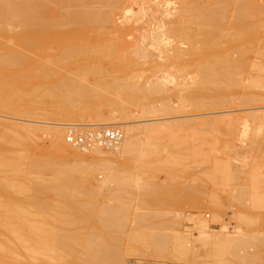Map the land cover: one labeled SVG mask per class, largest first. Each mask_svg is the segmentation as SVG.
I'll use <instances>...</instances> for the list:
<instances>
[{"label": "bare ground", "instance_id": "obj_1", "mask_svg": "<svg viewBox=\"0 0 264 264\" xmlns=\"http://www.w3.org/2000/svg\"><path fill=\"white\" fill-rule=\"evenodd\" d=\"M172 1H174V0H0V32H3L2 31L3 30L2 27L4 26L3 24H5L7 22L8 23L12 22L11 23L12 25H13V23L15 25L16 24L21 25L22 28H24V29L25 28L32 29L30 31L27 29H26L27 31L21 30L20 32L18 31L19 33H17L15 31L16 32L15 38L17 36L18 40L16 39V41H15L16 43H13V44H17V41L19 42L18 37L23 38V37H27L29 35L28 36L29 41L26 40V38L24 40H26V42H29V44H31L30 41L32 40V42H33L34 35H35V37H36V35H40V34L42 36V33H50V31H47L48 28H50L52 26L54 27V25H57V24H62V23L65 24L66 23L69 26L71 25V27H72V28L70 27L72 30L71 31L68 30L67 33L72 34V35L73 34H79L80 35L79 37H81V38H79L78 41H76L74 39L76 42L75 41L73 42L71 40L69 41V39H68V42H65V43H68V47L65 46L66 48L64 47L65 49L64 50L62 49V51H63L62 53L64 55L68 54V56L72 55V54H76V56H77V54H80L82 56L86 55L87 57L86 56L85 57L88 58L92 53H95V54L98 53V55H99V53L101 55L103 53H105L107 55V54H111L112 51H110L108 49V47H104L105 44L101 45L100 44L101 41L99 43L97 42L98 39L101 40L102 37H105L106 35L109 36V32L105 36L103 35V32H102V35H101V33H100V35L98 33H96V34H98V35L95 34L96 37L97 36L98 37L102 36V37H100V38L95 37L97 39V41L94 39L95 42L92 44L88 43L89 41L84 39L85 38L84 36L87 34V32H89V31L94 32L95 28H100V27H103V28L104 27H108V28L110 27L109 29L111 30V29L117 28L119 26V30H120V28L122 27L121 23L118 22V20H120V19L125 21L124 22L125 24L124 25L122 24L123 26L127 25L126 22H128V26L131 24H133V26L137 25V21H141L145 25L152 23V24H157L156 26L158 27V29L160 26L163 29L164 33L166 32L164 29H168V31H167L168 34H170V35L173 34V35L178 36V37L184 36L186 38V40L190 43V49L188 50V55L189 54L190 55H189V58L185 61V63H186L185 65L186 66L191 65L190 67L192 68V65H193L192 64L193 63L192 56L194 53V49L196 48V47L194 48V46H193V44L195 43L193 41L197 40V37H195V35L197 34V31H196V33L194 32L195 28L193 25L195 23L211 24V22L213 20V15L215 14V11H217V10H219V11L222 10L225 13L226 12L228 13V10H229L228 8H227L228 10L227 9L223 10V9L225 6L227 7L228 4L227 5H225V4L228 3L229 0L228 1L227 0H220L218 2L216 0H214L213 3L204 5L202 10H200L198 13H196V8L198 7L196 0H178V2H179L178 4H181L180 10L179 11L176 10L178 13L175 11V9H172V3H173ZM260 1L262 4L264 3L263 2L264 0L263 1L260 0ZM260 1H258V4H259L258 5L254 0H252V1L251 0H234L235 4L233 3L232 6L234 8V5H235V9H233L231 11H233V22L235 25L238 26V27L236 26V28H238V30L240 28H242L241 25H243V23H247V22L248 23L251 22L254 24L253 26H251V23L249 25L247 24L246 27H247V29L250 28L249 29L250 31H252L254 29H256V30L258 29L255 27V25H257V23H258L256 21L260 20V18H258V17L261 16L260 15L261 12L264 13V7H263L264 5L260 4L259 3ZM198 3H200V5H201V2H198ZM230 3L231 2H229V4ZM93 5H95V6L100 5L101 7H103V9H101L100 6H98L99 7L98 8V7H95ZM230 6L231 5H228V7H230ZM64 7L66 8L65 9L66 11H61L60 8L64 9ZM175 8L177 9V7H175ZM261 9H263V10H261ZM258 11L260 13H258ZM171 12H174V14H175L172 19H171L172 16L169 17L171 15ZM243 13L247 14V16L246 15L243 16V19L246 20V18H247V20H248V21L246 20L247 22L245 20L242 21ZM172 15H173V13H172ZM250 16L253 17L255 20L256 19H258V20L255 21L253 18H252L253 19L252 20ZM256 16H257V18H255ZM168 17H169V20L167 19ZM248 18H250L251 20ZM241 21H242V23H241ZM134 22H136V23L134 24ZM217 22L220 23L219 20ZM254 22H256V24ZM118 23L120 25H118ZM139 24H140V22H138V25ZM245 25L246 24H244V27H245ZM141 26L143 27L144 25H141ZM202 27H200V28H202ZM207 27H204L206 29L202 28V29H204V30H202V32L200 29L201 35L205 36L203 38V42L205 43V46L208 45V41H206L205 38L207 37V35H210V33H211V29L209 27L208 28ZM244 27L242 28V30H244V31L239 30L238 33H234V35L237 34V35H235L236 38H237V36L240 37V38L238 37L239 41L233 37L231 39H233V40L235 39L236 42L237 41L240 42L241 41L240 39H243L244 34H245V37H244L245 42L246 41L249 42V40L252 38L254 39L255 35L253 36V33L252 32L249 33L248 30L246 31V29H245L246 27L245 28ZM262 27H264V25ZM103 28H102V30H103ZM131 28H133V27L131 26ZM198 29L199 28H197L196 30H198ZM14 30H15V28H14ZM95 30L97 31V29H95ZM102 30L100 28V32ZM256 30H254V31L256 32ZM263 30H264V28H263ZM6 31L7 30L5 29L4 34ZM8 31H9V29H8ZM117 31L118 30H116V32H112L114 35L113 37L123 36L122 34H120V32H117ZM245 31L248 32L247 34H249V35H246ZM234 32H236V31L234 30ZM239 32H241V33H239ZM258 32L259 31H257V33ZM55 33H57V32H54V34ZM167 33H165V34H167ZM194 33H195V35H194L195 38L193 37L194 40L192 41V36ZM90 34L91 33H89V35ZM162 34H163V32H162ZM31 35H33V37H31L32 39L30 40L29 37ZM8 36H10V35H8ZM11 36H12V34H11ZM63 36H64V34H63ZM108 36H106L105 38H107ZM229 36H231V34H229ZM241 36H242V38H241ZM247 36H251V37L253 36V37L249 38L247 40V38H248ZM257 36H259V35L257 34ZM263 36H260V38L261 37L264 38ZM82 37H84V38L82 39ZM109 37L107 39H111ZM227 38H228V36H227ZM227 38L225 36V38L222 41L223 42L228 41L227 43H229L230 37L228 38V40H227ZM166 39H168V38L166 37ZM244 39L242 40V43L240 42L241 44L240 43L237 44L238 49L236 47L237 45H235V43H236L235 40L234 41L232 40L231 41L232 44L230 43L228 45L225 44V42L221 43V41H220V43L223 44V47H224V44L226 47L227 46L229 47V45H231L232 49H233V45H235L234 48L236 50L234 52L238 53V55L237 56H230L229 52H232L234 49L231 51H228L227 49H225L228 51V53H227L226 51H224L223 47L221 46L224 52L221 50L222 52L220 54H222V56L220 54H218V59H217V55L214 52H216V53H217V51L220 52L219 51V49H220L219 45H221V44H218V42H217L218 46L215 45V48H213V56H210L212 54V50H211V52H209L210 55L207 54L208 55L207 57L206 56L203 57L204 53L202 50L204 48L200 44V42H198V46L200 45L199 48L202 49L201 50L202 51V54H201L202 57L199 59V62H198L199 69L194 67L196 64L193 65V68L198 69L197 71H199V73L196 72V69H194V70L199 75H198V77L196 76L195 78H197V79L192 80V82L189 83V85L190 84L191 85L185 89L187 91V93L185 91L186 94H185V96H183V98H185L186 101L184 99H181V100H184V102H187L189 107L192 109L198 108V110H200L199 108H202L201 110H203V108L208 109L209 107L211 109H214V108H216V109L220 108L221 109V107L219 105H222L224 103H227V105H228L227 107H230V104L233 102H236V101L238 104V100H237L238 97L236 99L233 98L236 100L235 101L232 99V97H234L233 95L238 94L239 91H242L243 88H245V87L247 88V86H248L249 92L245 88L246 91H242V93L238 94L240 96L239 102H243L242 105H244V104L247 105L248 102L253 103L254 100H256L259 97L258 94H260L262 90L264 91V69L262 72H259V70L262 69V67H261L262 65H260V64H264V62L262 63L261 58L257 60V61H260L261 63L256 62V61H252L253 59H251V61H250V57H251L250 55H252V54H250V52H252V49L254 48V46L257 47L256 43H258L257 42L258 40H255L256 37L254 39L256 41V43H255V41H253V39H252V41L250 40L251 43L250 42L245 43V42H243ZM22 40L23 39H21V42H22ZM160 40H161V42L163 41V39H161V38H160ZM260 41H261V39H260ZM23 43L25 44V42H22L21 45ZM204 43H202V44L204 45ZM252 43H254L255 45L253 44V47H251V46L249 47V45L250 44L252 45ZM262 43H264V39H263ZM18 44L20 45V42ZM106 44H107V42H106ZM243 44L245 46H246V44H248L246 47H249L250 49L252 48L251 50H249V48H246L248 53H249V56H250L249 58H247L245 56L246 53L244 52V50L242 48ZM198 46H197V49H195V51L196 50L198 51ZM216 46H217V48H219L218 50H216ZM240 47L242 48V50ZM28 48L26 51H28V53H29ZM33 48L34 47L32 46V49ZM168 49L169 50L171 49V50L168 52L162 50L163 52H165V55H167L169 53V55H167V56H171V58H172V56H173V58H176V59L180 58L179 54L181 52L177 51L176 48L173 49V48L168 47ZM37 50L38 49H36V47L33 49V51H37ZM214 50H216V51H214ZM255 50H257V49H255ZM19 51H21V50L19 49ZM162 51H161V54H162ZM2 52H0V106L3 107L4 110L6 108L7 111L12 112V113L14 112V114H15V112L20 113V110L22 111V108L18 110V107H16L17 103L14 105L11 101L12 100L14 101L15 99H16V101L18 99H22L24 97V95L28 98L33 97V95L35 94V91H36L35 88L37 87V86H35L36 83H37L36 85L41 86V89H42L43 85H40L38 83H41L43 78L45 77V76L41 77L42 78L41 79L40 78L41 73L44 74V72H45L44 75H46L48 73V68L45 71L42 70L43 72L39 71L40 68L42 69V67H44L43 65L45 64V62L40 63V65L42 64V67L39 68L40 65L38 66V62H36V60H35L36 57L32 58V56H31V58L34 59L36 62V63L34 62V64H31V61H30L31 59H29L30 57L28 58V56L25 55V52H24V54H22L21 52H18L17 50H15L13 48H5L2 50ZM166 52H167V54H166ZM255 52L256 51H254V53ZM257 52L259 54H261V55H258V53L257 54L255 53L257 58L258 57H262V58L264 57V52H259L258 50H257ZM31 53L33 54L34 52H31ZM35 53H34V55H35ZM225 53H227V54H225ZM243 53H245V54L243 55ZM214 54L216 55L215 57H214ZM98 55L96 54V56H98ZM165 55H163V57ZM242 55H243V57L245 56L248 59V61L251 63L247 62V59H246V61L243 60ZM91 57H93V56L91 55ZM171 58H169V59H171ZM40 61L41 60H39V62ZM135 62L129 61V60L118 61L117 63H115V65L118 67L119 71L121 72L120 75L111 76V78L104 79V77H103L104 74L100 73V74H98V78L96 79V82L94 83V85L90 84L91 86H86V85H82V84L78 83L76 80L81 79L80 78L81 76L76 78L75 81L73 79L72 80L71 79L70 80H64L63 79L57 86H54L52 83H50L48 85L49 88H47L45 90L42 89L43 90L42 95H44L45 99L48 97L55 99V101L57 102L58 107L61 111H48L47 115L49 116V114H50L51 115L50 117H54L55 119H58L59 121L63 120L64 122L60 121L61 123H58V125H61V126H66V125L77 126V125H79V127L80 126L104 127V126H116V125H119L121 123L106 121V119H109V118L102 119V120H104L103 122H97L96 121L97 123L96 122L95 123L94 122L93 123H89V122L87 123L88 120H86V118H84V115L85 114H87V115L95 114L97 116H102L99 106H100V104H105V105H109L112 109L116 110L119 118H123L126 116V110L125 109H127V108H125V104L126 103H127V105H128V103H130V104L134 103L135 104V102H137V103L141 102V104H143L145 102L148 103V104H143L142 105L143 107L141 105L139 106V103L137 105V107H141L140 108V111H141L140 115H144V116L146 113L147 114H149V113H155L156 114L158 112V113H162V114H169V112L174 113L173 111L176 112V110L177 111L180 110L183 107L182 105L180 106L178 104L177 106H172V104L169 103V101H170L169 93H171L173 90L166 92V89L158 86L156 83H153L154 81L148 83L149 87H147V86L145 87L144 83H140L136 80H133V79H131V77H129L127 75V70L129 68H131V66H133V64H135ZM245 63H246V65H245ZM248 63H249V65H248ZM13 64H20L22 67L21 68H14ZM30 64L32 66L35 65V66H33L35 70H36V68H39L38 71H39V73L40 72L41 73L40 74L31 73L29 70V66H28ZM36 64H37V66H36ZM247 65H248V67L253 66L252 67L253 70L248 71V69H247V71L249 73L251 71H254V68L256 69L255 70L256 72H252V74L251 73L248 74L250 76L247 78V81L242 82V80L240 81V79H239L240 76L238 75L239 77H237L236 75L239 74L238 72H240L241 70L243 71V68H245V66H247ZM86 66L84 65L83 67H86ZM45 67H47V65H45ZM248 67H246V68H248ZM90 68H91V65H90ZM263 68H264V66H263ZM92 69H90V70H92ZM195 72L193 71V73H195ZM50 73L51 72H49V76H50ZM246 73L247 72L245 69V73L243 71V74H246ZM81 74H82V72H81ZM197 74H195V75H197ZM73 76H74V74H73ZM52 77H53V75H52ZM84 77H86V76H84ZM45 78H48V76ZM54 79H55V77H54ZM67 79H69V77ZM163 79H165V78L163 77ZM45 80H44V82H47V79H45ZM249 86H257L255 88L256 90H254L256 92L250 93L251 87H249ZM258 86H259V90H260L259 92L260 93L258 92V94H257ZM233 87L234 88L239 87L241 90H238L237 91L238 93L231 94V92L233 93V90L231 92H230V90L233 89ZM241 87H243V88H241ZM37 88L39 89V87H37ZM261 88H263V89H261ZM263 91H262L261 95L263 94ZM179 92H181V91L180 90H174L172 92L173 94H170V96L173 95L175 97V95H176L178 97V96H180ZM229 92H230V94H229ZM153 93L154 94H156V93L160 94L159 98H160L161 106H156L153 104L156 102L155 100L153 101V99H154L152 96ZM230 95H231V97H230ZM154 96L158 97L157 95H154ZM236 96L237 95H235V97ZM34 97H35V95H34ZM143 99L145 101L142 102L141 100H143ZM178 99L180 100V98H178ZM42 100H40V101H42ZM152 101H153V103H152ZM19 102H21V101H19ZM39 102L36 104L34 103L35 106L38 105ZM256 102L262 103V100L261 101L257 100L254 103L257 104ZM89 103H91V104H89ZM252 103H251V105H253ZM29 104H30V102H29ZM235 104L233 103L231 106H233ZM20 105L22 107V102ZM31 105H33L32 102H31ZM31 105H30V107H26V109H25L26 116L29 115L31 117V115H33V116L38 115L37 111L36 110H35L36 112L34 111L35 107H32ZM217 106H219V107L217 108ZM133 107H134V105H133ZM222 107H223V105H222ZM55 109H57V108H55ZM134 109H135V107H134ZM21 113L25 116V114L23 112H21ZM147 114H146V116H148ZM256 115H254V116L256 118L258 116H260L259 117V119H260V118L264 117V112L261 113V115H258V116H256ZM254 116L253 117L249 116V117H252V119L254 121ZM234 118L230 117L229 120L232 119L230 121H234V120L236 121V119H238V117H236L235 119ZM256 118H255V120H256ZM259 119H257V120H259ZM259 121H261V119ZM245 124H247V123H245ZM245 124L243 123L242 128L246 126ZM231 129L233 130V128H231ZM231 129L230 128L227 129V131L230 133V134H228L230 139L227 140V138H228L227 137L226 143L224 142L225 144L224 143H222V144L225 146V147L223 146L224 148L228 147L227 148L228 152H229V154L231 153L232 161H234L235 160V159H233L234 154H233V152H230L229 150L234 151V153L236 151L238 152V150L235 147V145H233V143H232L233 140L235 139V138L234 139H232V138L235 136L231 135V133H234L236 130L234 132H232ZM34 130H35V128L29 127V126H24L21 124L20 125L19 124H6V123L0 122V264H33V262H32L33 259L31 257L32 255L29 257L31 259V262H32L31 263L29 260H27L28 258L27 259L24 258L26 256L25 252H26V250H27V252L28 251H34V249H36L37 245H39V246L43 245V246H47V247H51L54 245H58V246L61 245L65 248V251L69 255L72 253V251L75 250L76 246H78V247L80 246V247H82L81 251L79 250L80 254L78 253V255H80V256L78 257V255H76V254H74V256L76 255L77 256L76 259L79 260L80 263H82V264H125V263H123V261L122 262L120 261L122 258L121 259L119 258L118 251L116 250L117 248L115 247V249H114L113 247H111L112 246L111 241L114 240L113 244L115 243V238H112V236H114V235H112V232H114V229L116 227L115 217L116 216L120 217V215H122L124 213L121 212V210H119L121 213L119 215L117 213V211L112 209L113 207H111V208L108 207V206H110L109 204L106 205V203H104V202H98V201L96 202L95 200H93L91 198L93 193H91L92 191L89 192L88 189H85V191H82L81 193H78L77 189H76L77 191L72 190V188L79 187L81 183L78 184V182L79 181L82 182V180L84 181L86 178L85 179L79 178V177H77L78 175L75 176L74 174L68 173L66 170V168H67L66 165H68L67 164L68 160H69V163H70V161L73 162L72 166H77V165H81V164L87 165L89 163L97 164L99 166V168H101L103 170V172L104 171L106 172V175L105 176L103 175L105 177V180H103V181H109V182L112 181L113 182V181H118V179H119V182H120V179L122 178L121 175L117 177V174L114 175L112 173V171L116 167L119 168V165L125 166L123 163L124 161L122 162V161L118 160V157H120L122 154H123V156H121V157H125L126 155H129L131 157L132 156L131 154L135 153L137 147H141L140 141L138 139L139 134L144 132L145 135L148 134L151 137V134H154L156 128L153 126L152 127H149V126H145V127H139V126L138 127H126L125 126V127H123L122 126L121 139L119 140L118 144L114 148H105V147H102L100 145L93 144L89 148H87L85 150H81V151H85L84 153H90L91 158H89V156H87L86 154L82 153L78 148L76 149V147L74 148V146H71L70 144H68L64 139L63 130L57 129V128L56 129L53 128L50 130L48 129V132L46 131L52 139V149H50L48 151H43L38 156L37 154L39 151L36 154L34 152V150H32V148L35 150L37 148V147H34V146H36V143H37L36 142L37 140L35 141V139H36L35 135L36 134H35ZM204 131H206V130L204 129ZM209 131L207 130V132H209ZM218 131H219V129H218ZM36 132H38V131H36ZM245 132H246V130H244V132H243L244 135H245ZM218 133H221V132L219 131ZM259 133H260V131H259ZM31 134L35 137V139L31 138V136H32ZM240 135H241V133H240ZM239 136H238V138H239ZM204 137L206 139L207 135ZM207 138H211V137L208 136ZM218 138H219V136L217 137V139L215 137L213 140V137H212V141H217V140H219ZM257 138H259V137H254L251 140L252 143H256V145L258 147L263 149L264 148V134L259 139H257ZM196 139H197V137H196ZM205 139L201 138L200 141H204V143H205V142H207V140H205ZM32 140H34V142ZM238 140L241 143H243L242 142L243 139L239 138ZM198 141H199V139H198ZM221 141H224V140H221ZM149 142H147V143H149ZM217 143H219V142H216V143L214 142V144H216L215 146H217ZM150 144L151 143H149V145ZM31 145H33L32 148H31ZM138 145H140V146H138ZM207 145H209V141H208ZM253 146H255V145L252 144L251 147H249L251 151L248 150L251 153H252V150H254L256 148L255 147L253 149L252 148ZM29 147L31 148L32 152L35 153L34 154L31 152V154H33L32 156L35 155L34 157L30 156L31 155L30 153H27V152L31 151L30 149H29L30 151H28ZM221 147L222 146H220V149H222ZM153 149H158V147L156 148L154 146ZM213 149L215 150V148H213ZM159 151L156 150V152L154 151V153H158ZM200 151H202V150H200ZM200 151H199V149L198 150L196 149L194 156L197 159L204 155V151H203V153ZM211 151H213V150H211ZM262 151L264 152V149ZM253 153H258V152L257 151L255 152V150H254ZM124 154H126V155H124ZM140 155H142V154H140ZM144 155L145 154H143V157H145ZM158 155L159 156H157V154H155V156L160 157L161 153L159 152ZM245 155H246V153H245ZM257 155H259V154H257ZM129 156H127L128 159H130ZM152 156H154V155H152ZM127 157H125V159ZM204 157H206V154ZM235 157L236 158L239 157V154L237 156L235 154ZM257 157H260V159H261V157H263V160H264V156H256V158ZM162 158H163V160L160 159L162 161V162L160 161L161 164H159L158 161L156 163V165L158 167H160L161 165H164L165 162H167L166 157H162ZM165 158H166V160H165ZM244 158L243 159L240 158V159L244 160ZM253 158H255V157L253 156ZM256 158H255V160H256ZM128 159L126 160L127 162H128ZM193 159H194V157H193ZM206 159L209 160L210 158L208 159V157H207V158H205V160ZM236 160L238 162V159H236ZM245 160L242 163L238 162L240 164V166L243 165V168L245 167V169L242 168V171L246 170L250 164H251L250 166H252V164H253V162L250 163V161H252L253 159H251L250 161H246V162H245ZM135 161L137 162V160H135ZM232 161H228L227 163L224 162V165L223 164H220V165L216 164L215 166H213L214 168L212 167V169H214L213 171L216 172V174L217 173H218V175L220 174L223 178H226V180H228V181H229V179H230V181H232L233 179H237L236 181L234 180V183H233V184H235V186L237 185L236 183H238L237 182L238 178H239V180L241 179L240 181H242V179L245 178L242 182L247 184V179H249L250 177L247 178L248 176L246 177V175H248L250 171H248L246 173V171L248 170L247 169L246 171H243L246 174L242 173V171L240 169L241 167L240 166H239L240 168L236 167V165L237 166L239 165L237 162H235L236 163L235 166H234V164L232 166L229 164ZM261 161H262V159H261ZM127 162H125V163L127 164ZM141 162H139V163H141ZM244 162L246 163V165L248 162L249 165L246 167V165H244ZM259 162H260V160H259ZM131 163H132V161H131ZM135 163H133V165ZM129 164H130V161H129ZM172 164H173V161H172ZM174 164H175V162H174ZM213 164H215V162ZM97 165H94V166H97ZM139 165H141V164H139ZM143 165H144V163L142 162L141 167ZM170 165H171V162H170ZM255 165H253V166H255ZM261 166L264 167V165H261ZM234 167H236V168H234ZM161 168H162V166H161ZM259 168H261V167L259 166ZM239 169L241 171V175L245 174L244 177L242 176L243 178H241V177L237 178V175H238L237 171H239ZM78 170H80V169H78ZM250 170H251V168H250ZM257 170H258V168H257ZM259 171H260V169H259ZM259 171H257V172L254 171L257 177H258L259 173H263L264 168L263 169L261 168V171L260 172ZM47 172H49V174L44 175V173H47ZM252 172H251L252 175L249 174V176L251 175V177L253 179H254V177L257 180L262 179V178H259L261 174H259V177L256 178L254 172L253 173ZM114 173H116V172L114 171ZM119 174H121V173H119ZM213 174H212V176L211 175L209 176V177H211V180L216 179V175L214 176ZM239 176H240V173H239ZM231 178H233V179L231 180ZM252 178H250L251 181H253ZM255 179H254V182H251L250 180H248L250 182V185H251V186L249 185L250 190L248 192H247L248 187L244 186V183H242V182H239V183H241L243 185L238 184L239 189H236L237 187L234 186L235 189L238 190V191H236L233 187V189L235 190L234 192L239 193V196H240V197L238 196L239 197L238 198V197H236L237 196V194H236L235 197H236V199L238 198V201H240L242 196H247L246 192L247 193L252 192L249 195L250 199L252 201L250 203V205L252 206V204H254L253 206L257 207L256 204L261 203V205L264 206L263 205L264 203L262 204V202L264 201V198H262V196L264 195V191L262 189H264V187H260V186H264V183L263 184L258 183L260 185L259 188H261V189L257 190L259 188H257L258 184L257 183L255 184V182H256ZM124 180L125 179L123 177V179H121V182ZM230 181H229V183L233 182V181L232 182H230ZM263 181H264V178H263ZM260 183H261V181H260ZM120 184L122 185L123 183H120ZM83 185H81L80 188L84 187ZM241 186H244L245 188L241 189V191H240V188H242ZM246 187H247V190H246ZM49 190H53V192L55 194L56 198H55V200H53V202H51L46 196V193ZM257 191L258 192L262 191V192H260L262 195L260 194L261 195L260 196ZM93 192H95V191H93ZM240 193L241 194L243 193V195L241 196ZM216 195L217 194H215V196ZM232 195L234 196L235 194H232ZM232 195H231V197H232ZM78 196L84 197V198L79 200V199H77ZM215 196L213 194H209L208 200L206 199L207 200V204H205V205H207L206 208H208L212 211V219L210 221L206 220L202 216H199V219L196 222L193 221V219L191 217H187L189 222H192L193 229L196 231V235H194L192 233V230H189L190 229V227H189V229H188L189 231L182 232L181 234H179L178 238H177V235L175 234L176 236H174V237L177 238L176 242L173 239L174 237L172 238L173 241H172V239H170V241L175 242V244H171L172 242L170 243L171 245H173V246H171V245L170 246L172 249L171 255L174 259V261L171 262L170 264H187V263H185L187 261L186 256L191 254V256L193 255V257H194L199 252L198 249H200V251H202V250L206 251L209 255L208 257H210L211 255H213L214 257H217L216 264H237V263L242 264V262H244L245 260H251V259L253 260L254 256L250 255V257H245L244 255L238 254V250L240 251V248L242 249L245 246V243H246L245 241H247L246 236H245V234L242 233L243 231H241L240 225H238L239 228H237L235 234H229L228 232L225 231L226 227L221 222L220 214L217 211V207H218L217 205H219V203H217V200L219 198L217 199V197H215ZM112 197H113V195H112ZM256 197L257 198L259 197V198L257 199ZM236 199H234V200H236ZM74 200H78V202H74ZM195 200H191L190 202H193L191 204L193 206H195L196 204L199 205L198 204L199 201L196 202ZM259 200H261V202H259ZM219 201H220V199H219ZM194 202H196V203H194ZM234 202H233V204L239 203V202H235V203ZM255 202H256V204H255ZM178 204H172L171 206H172V208H174V206H175L174 209H176V208L178 209L179 208ZM150 205H153V204L147 205V210H146L147 212L145 211L146 215H143V213H137L136 212L137 214H136V216L134 215V218L136 219L137 222L138 221L140 222L141 219L142 220L146 219V217L147 218L153 217V215L151 214L153 212L152 210H151L152 212H149L151 215V216H149L148 210H150L151 208L150 209H148V208L153 207V209H154L155 208L154 206H157V205H154V206H150ZM167 205H168V203H167ZM234 206L236 207L237 205H234ZM234 206H233V208H235ZM253 206H252V208H253ZM121 207L123 208V206H121ZM127 207H128V205H127ZM163 207H164V205H163ZM169 208H171V207H169ZM263 209H264V207H263ZM123 210H125V209L123 208ZM173 210L172 211L170 210V213L173 212ZM233 210H235V209H233ZM238 212L239 211H236V210L233 211V213L235 214L236 217L233 214L232 215H233V217H235L234 218L235 221L237 218V220H238L237 223L240 224L239 218L241 217V215H239ZM116 214H118V215H116ZM168 214H169V212H168ZM170 216L169 217L167 216L168 219L170 218ZM121 217H123V216H121ZM245 217H243V218H245ZM117 219L119 220L118 217H117ZM117 219H116V221H117ZM146 222H147V220H146ZM242 222H244V221H242ZM210 223H222L221 224L222 227H220L222 230H218L217 232L213 231L214 228L212 230ZM70 225L72 226L71 228H73V230H70V228H67V226H70ZM141 225H145V224H141ZM139 234L136 232V235L135 236L133 235L132 240H134V237L137 238V239L135 238L136 241L138 240L139 236L141 238L142 234L141 235H139ZM149 234H150V232H149ZM151 235H153V234H151ZM163 235H162V237H163ZM148 237H151V236H148ZM168 237L171 238V236H169V235H168ZM169 238H168V242H169ZM262 238H264V237H262ZM142 239H140V241H142ZM144 240L148 241L147 235H146L145 239H143V241ZM164 240H166V238ZM263 241H264V239H263ZM258 242H260V241H258ZM149 246H148V248H149ZM19 247H21L20 248L21 250L23 248L25 249V251H24L25 256L24 257L22 256L23 253L20 255L24 259H21L20 256H18L17 249H19ZM146 248H147V246H146ZM20 249H19V251H20ZM203 251L201 253H203ZM46 253H50V252L47 251ZM52 253L53 252H51V254ZM128 253H129V251H128ZM223 256H225V257L230 256L231 259L229 258L226 260V258H225L224 260H222ZM27 257H28V255H27ZM94 257H95L96 261H94V260L92 261V258H94ZM211 257H210V259H212ZM55 258H57V257H55ZM72 258H74V257H72ZM62 260L65 261V259H62ZM40 262H42V261H40ZM212 262H213V260H212Z\"/></svg>", "mask_w": 264, "mask_h": 264}, {"label": "rangeland", "instance_id": "obj_2", "mask_svg": "<svg viewBox=\"0 0 264 264\" xmlns=\"http://www.w3.org/2000/svg\"><path fill=\"white\" fill-rule=\"evenodd\" d=\"M216 1L218 2L220 0H216ZM254 1L258 4V1H260V0H254ZM172 2L174 3V4L172 3V9H175V11L176 10L179 11L181 4H178L179 3L178 0H174ZM198 2H201V5ZM213 2H214V0H196V3L198 5V7L196 8V13H198L200 10H202L204 5H207V4H210ZM229 2H231V3L229 4ZM233 3H234V0H229L228 3H226L225 5H227V4L231 5L230 6L231 8L228 7V5H227V7L225 6L226 8L224 7L223 10H225L227 8L230 11L235 9V5H234V8L232 6ZM259 3L262 4L261 1ZM262 5H264V3ZM93 6H95V5H93ZM98 6H100V5H98ZM98 6L96 5L95 7H98ZM175 7H177V9ZM100 8L103 9V7H101V6H100ZM65 9H66L65 7H64V9L60 8L61 11H66ZM229 10H228V13L227 12L225 13L222 10H221L222 12L219 10L215 11V14L213 15V20H212L211 24L195 23L193 25L195 28L194 32L196 33V31H197V34L195 35V33H194L192 36V41L194 40L195 37H197V40L193 41V42H195L193 44V46H194V48L196 47L195 49H197L198 42H200V44L204 48L202 50L201 48H199V46H200L199 45L198 51L197 50L195 51V49H194V53L192 56V58H193L192 64L193 65L196 64L194 67L199 69L198 62H199V59L202 57L201 56L202 51L204 53L203 57H205V56L207 57L208 56L207 54H209V52H211V50H212V54L211 55L209 54V55L213 56V48H215V45H217V42H218V44H221L223 42L222 40L225 38V36H226V38L228 36V38L230 37L229 38L230 42L229 43H227L228 41L227 42L224 41V42L227 45L230 43L232 44V42H231L233 40V39H231L232 37L235 38L236 40H238L240 38L239 36H237V38H236L235 35H237V34L234 35V33H238L239 30L244 31V30H242V28L244 27V24H246L245 25V27H246L247 24L249 25L251 23L250 21H249L250 23L247 22L248 21L247 18H246L247 21L245 19H243L244 15L247 16V14L243 13L242 21L245 20L247 23H243V25H241L242 28H240L241 27L240 26L239 27L240 29L238 30V28H236L237 25H235L233 22V11L230 12ZM261 10H263V9H261ZM172 13H173V15H172ZM258 13H260V12L258 11ZM174 15H175L174 12H171V15L169 17L172 16L171 17V19H172ZM260 15L261 16L258 17V18H260L259 21H256L258 19L255 20L253 17H251L252 15L250 16L251 19L253 18L256 22H258L257 25H255V27L258 28L259 30L254 29V30H256V32H255L254 30L250 31L249 30L250 28L249 29H247V27L246 28L244 27V28L246 29V31L248 30L249 33L252 32L253 36L255 35L256 39H255V37H254V39L258 40L257 41L258 43H256V41L252 38L253 36L252 37L247 36L248 37L247 40L249 38H252L258 47L257 48L256 46H254V48L257 49L259 52H264V48H263L264 43H262L264 38H262V37L260 38V36L264 35V30H263L264 27H262L264 25V22H263L264 21V13L261 12ZM169 17L167 18L168 20H169ZM255 18H257V16ZM248 19H250V18H248ZM216 20L217 21L219 20L220 23L217 22ZM242 21H241V23H242ZM118 22H120L121 26H122V27L120 26L121 27L120 30H119V26L117 28H113L111 30L109 29L110 27L109 28L108 27H104V28L100 27L101 30L103 28V30L101 32H100V28H95V29H97V31L95 29H94V32L89 31L84 36L85 38L82 37V39L84 38L87 41H89L88 43L92 44L95 42V40L97 41L96 38L102 37V36L96 37V35H98V34L100 35V33L102 35V32H103V35L105 36L109 32L110 37L108 35H106V36H108L111 39H107L108 37L105 38L106 37L105 36V37H102L101 40L98 39L97 42L99 43L101 41L100 44L101 45L105 44L104 47H108V49L110 51H112V53L107 54V55L105 53H103L102 55L100 53H99V55H98V53H96L98 56H96L95 53H92L91 55L93 57H91V55L90 56L88 55L90 58L89 57L86 58L87 57L86 55L82 56L80 54H77V56H76V54H72V55L68 56V54L64 55L62 53L63 52L62 49L64 50L66 47H68V43H65V42H68V39H69V41L71 40L74 42L75 40L78 41L79 38H81V37H79L80 36L79 34H73V35L68 34L67 33L68 30L71 31L72 27H71V25L69 26L66 23L65 24L64 23L57 24V25H54V27L52 26V27L48 28L47 31H50V33H42V36H41V34L36 35V37H35V35H34V37H33V35H31L29 37L30 40L32 39L31 37H33V42H32V40L30 41L31 44H29V42H26V40H28L29 35L27 37H23V38L18 37L20 45L18 44L19 43L18 41H17V44H13V43H16L15 42L17 39V36L15 38L16 32L19 33L21 30H26V29L30 31L32 29H29V28L24 29V28H22L21 25L16 24L17 25L16 26L13 23V25L15 26L14 27L11 24L12 22H10V23L7 22V23L3 24L4 25L2 27L3 32H0V38L2 39V40L0 39V52H2V50L5 48H13V49L17 50L18 52H21L22 54H24V52H25V55L28 56V58L30 57L29 59H31L30 60L31 64H34L35 60H36V62H38V66L40 65V63L45 62V64L43 65L44 67H42V64L39 66V68L42 67V69L40 68V70H39L41 72L47 70V68H48V73H47L48 75L47 74L44 75L45 72H44V74H42L40 72L41 73L40 78L44 77V76L45 77L48 76V78L44 77L41 83H38L40 85H43V88H42L43 90L49 88L48 85L50 83H52L54 86H57L63 79L64 80H70V79L72 80L73 79L75 81L76 78H78L80 76H81L80 77L81 79L76 80L78 83H80L82 85H86V86H91L92 84L94 85V83L96 82V79L98 78V74H100V73L104 74V76H103L104 79L111 78V76L120 75L121 72L119 71V69L115 65V63H117L120 60H129V61H133V62L136 61L135 64H133V66H131V68H129L127 70V75L129 77H131V79L136 80L140 83H144L145 87L146 86L149 87L148 83L154 81L153 83H156L158 86L166 89V92H168L170 90L171 91L172 90L173 91L174 90H180L181 91V92H179L180 96H178V97L176 95H175V97L173 95L170 96V94H173L172 93L173 91L171 93H169V97H170L169 103L172 104V106H177L178 104L180 106L181 105L183 106L180 110H178V111L176 110V112L173 111L174 113L169 112V114H162V113L157 112L158 114L157 113L156 114L155 113H149V114L146 113L148 116H146V114H145V116L140 115V112H141L140 108L141 107H137L138 103H139V106L140 105L142 106L143 104H148V103L145 102V103L141 104V102H138V103L135 102V104L134 103H131V104L128 103L129 106L127 105V103L125 104V108H127V109H125L126 110V116L123 118H119L116 110L112 109L109 105H105V104H100V106H99L102 116H97L95 114H90V115L85 114L84 118H86V120H88L87 123L88 122L89 123H93V122L95 123L96 121L97 122H103L104 120H102V119L109 118V119H106V121L121 123V124L115 126V127L120 128L121 131H122V126L123 127H125V126L126 127H138V126L139 127H145V126L152 127L153 126L156 128V130H155L154 134H151L152 138L147 133H146L147 135H145L144 132L139 134L138 139L140 141L141 147H137L135 153L131 154L132 155L131 157L129 155H126L127 153L124 154V155H126L125 157L129 156L130 159H128V157L126 159H125V157H121V156H123V154L120 157H118V160H120L122 162L124 161L123 163L125 166L119 165V168L116 167L112 171V173L114 175L117 174V177L121 175V177H122V178L120 177L121 179H123V177H124L125 180L122 182H121V179H120V182H119V179H118V181H113V182L112 181L111 182L103 181V180H105L104 176L106 175V172L104 171L105 172L104 173L103 170L101 168H99V166L97 164L89 163L87 165L81 164V165H77V166H72L73 162L70 161V163H69V160H68L67 161L68 165H66L67 166V168H66L67 172L74 174L75 176L78 175L77 177H79V178H83V179L86 178L84 181L82 180V182H80V181L78 182V184L81 183L80 186L85 183L83 185L84 187L80 188V186H79L77 188H72V190H75V191L78 190L77 192L81 193L82 191H85V189H88L89 192L92 191L91 193H93V195L91 196V198L93 200H95L96 202L97 201L98 202H104V203H106V205L109 204L110 206H108V207H110V208L113 207L112 209L117 211V213L119 215L121 214L119 210H121V212L124 213V214L120 215V217L123 216L121 218L119 216L115 217L116 227L114 229V232H112V235H114V236H112V238H115V243L113 244L114 240L111 239L112 240L111 241V244H112L111 247H113L114 249H115V247L117 248L116 250L118 251L119 258L120 259L122 258L120 261L121 262L123 261V263H125V264H130V261H132L133 259L138 260V262H140L141 264H170L171 262H173L174 259L171 255V252H172L171 246H173V245H171V244H175L176 239L178 238L179 234H181L182 232L192 230V233L194 235H196V231L193 229L192 222H189L187 217H191L193 219V221H195V222L198 221L199 216H202L203 218H205L208 221H210L212 219V211L210 209L206 208L207 205H205V204H207L209 194H213L214 196H215V194H217L215 197H217V199L218 198L220 199V201H219V199L217 200V203H219V205H217L218 206L217 211L220 214L221 222L226 227L225 231L228 232L229 234H235L237 228H239L238 225H240L241 231H243L242 233L245 234V236H246L247 241H245L246 242L245 246L242 249L240 248V251L238 250V254L244 255L245 257H250V255H251V256H254V258H253V260L252 259L251 260H245L244 262H242V264H264V241H263L264 238H262V237H264V209H263L264 206H262L261 203L256 204V202H255L257 207L253 206L254 204H252V206H253V208H252V206L250 205V203L252 201H251L250 196H249L250 193H252V192L247 193L250 190L249 189L250 188L249 187L250 182L248 180H250V178H252L251 172L252 171L257 172V171H259V169L261 171V168L262 169L264 168L263 166H261V165H264L263 157H261L262 161H261L260 157L256 158V156H264V154H263L264 152L262 151L264 148L261 149L260 147H258L256 145V143H252V141H251L254 137L260 138L264 134V131H263L264 130V124H263L264 123V117L260 118L261 121H259L260 116H258L264 112V102H263L264 101V95H263L264 91L262 90L263 91V94H262L263 96H262L261 95L262 91H261V93L259 92L260 90H259V86H258L257 94H258V92L260 94H258L259 97L256 100H254V102L257 100L258 101L262 100V103L256 102L257 104H255L254 102L253 103L248 102L249 105L248 104L242 105L243 102H239L240 96L238 94L242 93V91H246V90L248 91L249 90L248 86H247V88L245 87L246 90H245V88L241 87V88H243V90L239 91V93L237 91L241 90V89L239 87H237V88L233 87V89L230 90V92L233 90V93L231 92V94H234V93H238V94H235V95H237L236 97H235V95H233L234 97H232V99L233 98L236 99L238 97L237 98L238 104H237V101L235 99H233L236 102H233V101L232 102L234 104L235 103L236 104L231 106L233 104V103H231L230 107H227L228 106L227 103H224V104H222L223 107H222V105H219L221 107V109L220 108L219 109H216V108L211 109L210 107L208 108L209 110L207 108H206L207 110L205 108H203V110L205 109L204 111L201 110L202 108H199L200 110H198V108L192 109L189 107L187 102H184V100L186 101V99L183 98V96H185V94L187 93V91L185 89L191 85V84L189 85V83H191L192 80L197 79L195 77L196 76L198 77L199 74H197V73H199V71H197L198 69L193 68V65H192V68L190 67L191 65L190 66L185 65L186 64L185 61L189 58V55H190V54L188 55V50L190 49V43L186 40V38L184 36L178 37V36H175L173 34L170 35L167 33L168 29H164L166 31L165 33H167V34H165L163 29L160 26L158 29V27L156 26L157 24L150 23V24L145 25L141 21H137V25H134L135 27L133 26V24L129 25L130 26L129 27L128 22H126V24H127L126 25L127 27H126V26H123L125 24L124 20L120 19V20H118ZM138 22H140V24L144 25V26L142 27L140 24H139L140 25L139 26ZM256 22H254V23L256 24ZM135 23L136 22H134V24ZM118 25H120V24L118 23ZM253 25L254 24L251 23V26H253ZM131 26L133 28H131ZM207 26L211 29V33H210V35H207V37L205 38L206 41H208V45L205 46V43L203 42V38L205 36L201 35L200 29L202 32V30L206 29L204 27H207ZM200 27H202L204 29H202ZM14 28H15V30H14ZM197 28H199V29L196 30ZM5 29L7 31L4 34ZM8 29H9V31H8ZM116 30H118L117 32H120V34H122L123 36L113 37L114 35L112 32H116ZM234 30L236 32H234ZM257 31H259L260 33L259 32L257 33ZM54 32H57V33H55L56 35L54 34ZM162 32H163V34H162ZM89 33H91V34L89 35ZM96 33H98V34H96ZM239 33H241V32H239ZM247 33L248 32H246V35H249ZM11 34H12V36H11ZM63 34H64V36H63ZM229 34H231V36H229ZM257 34L259 36H257ZM8 35H10L11 37ZM194 35H195V37H194ZM243 36L245 37V34ZM166 37L168 39H166ZM244 37H243V39H244ZM25 38H26V40H24ZM160 38L163 39L162 42H161ZM228 38H227V40H228ZM241 38H242V36H241ZM21 39L24 40V41L22 40V42H25V44L24 43L22 44L24 47L21 45V43H22ZM243 39H240L241 43H242ZM252 39H250V40L252 41ZM260 39H261V41H260ZM236 40H235V42H236ZM250 40H249V42L251 43ZM10 41L11 42L13 41V42L11 43ZM105 41L107 42V44ZM220 41H221V43H220ZM238 41L235 43V45L240 43ZM201 42L204 43V45ZM243 42H245V39ZM246 42L249 43L248 41H246ZM225 44H224L225 48L223 47V44L219 45L220 49L217 48L218 45L216 46V50L219 49V51H220V52L217 51V53L214 52L217 55V59H218V54H220L223 51V49L227 53H228V51H231L234 49L232 52H229L230 53L229 55L230 56H237L238 55V53L234 52L236 50L234 48L235 45H233V49H232L231 45H229V47L227 46L228 47L227 48L225 46ZM253 44L254 43H252V45L250 44L249 47L250 46L253 47ZM31 45L34 48L36 47V49H38V50L33 51L34 48L32 49ZM247 45L248 44H246V46ZM221 46L223 47V49ZM242 46H243L242 48H243L244 52L246 53V54L243 53V55L245 54V56L247 58H249L251 56L250 61H251V59H253L252 61L260 62L257 60L261 58L262 63L264 62V60H263L264 57L263 58L262 57H258V58L256 57V54L258 53L257 50H255L254 48L253 49L251 48L252 52H250V54H252V55L249 56V53L246 49L249 47H246L244 44ZM168 47L173 48V49L176 48L177 51H180L182 53V54L181 53L179 54L180 58L176 59V58H173V56H172V58H171V56H167V55H169V53L167 54V52L171 50V49L169 50ZM236 47L238 49V45ZM27 48L29 50V53H28V51H26ZM242 48H241V50H242ZM19 49L21 51H19ZM225 49H227L228 51ZM251 49L249 48V50H251ZM162 50L167 51L166 52L167 55H165V52H163ZM216 50H214V51H216ZM253 50L256 51L255 52L256 54L254 53ZM161 51H162V54H161ZM31 52H34V53L36 52V53L34 55V53L32 54ZM227 53H225V54H227ZM215 54H214V57L216 56ZM163 55H165V56L163 57ZM220 55L222 56V54H220ZM243 55H242V58H243V60L246 61L247 58L245 56L243 57ZM258 55H261V54L258 53ZM31 56H32V58L36 57V59L35 60L32 59ZM169 58H171V59H169ZM38 59L41 60L42 62L41 61L39 62ZM247 62H249L248 59H247ZM246 63H245V65H246ZM249 63H251V62H249ZM249 63H248V65H249ZM31 64L28 65L30 72L34 73V74H40L38 71L39 68L35 67L36 68V70H35L33 67L35 65L32 66ZM45 65H47V67H45ZM84 65L85 66L87 65V66L83 67ZM90 65H91V68H90ZM248 65L245 66V68H243L244 73H245V69H246V72H247L246 74H243V71L241 70L240 72H238L239 74L236 75L237 77L240 76L239 79H240V81L242 80V82L247 81V78L250 76L248 74H250V73L252 74V72H256L255 71L256 69L254 68V71H251L249 73L248 71L253 70V68H252L253 66H249L250 67L249 68ZM260 65H262L261 66L262 69L259 70V72H262L264 69L263 68L264 64H260ZM36 66H37V64H36ZM13 67L14 68H21L22 66L20 64H13ZM246 67H248V68H246ZM90 69H92L93 71ZM194 69H196L197 73L195 72ZM247 69H248V71H247ZM80 71L82 72V74ZM193 71L195 73H193ZM49 72H51L50 76H49ZM73 74L75 77L73 76ZM195 74H197V75H195ZM52 75H53V77H52ZM84 76H86V77H84ZM54 77H55V79H54ZM68 77H69V79H67ZM163 77L165 79H163ZM45 79H47V82H44ZM36 84H35V86L39 87V89L37 87L35 88L36 89L35 94H34L35 97L33 95V97L28 98L24 95V97L22 99H18L17 101L15 99L14 101L13 100L11 101L14 105L17 103L16 107H18V110L22 108V111L20 110V113L15 112V114H14V112L13 113L9 112V111H7L6 108L4 110V108L0 106V122L6 123V124H19V125L21 124L24 126H29V127L35 128V130L38 131V132H36L34 130V132L36 134L35 135L36 139L32 134L31 135L34 138L32 136H31V138L35 139V141L37 140L36 141L37 143L35 142L36 146H34L37 148H36V150L33 149L32 148L33 145H31V148H32V150H34V152L36 154L39 151L40 153L38 152V154H37L39 156L43 151H48V150L52 149V139H51L50 135L47 133L48 129L49 130L53 129V128L54 129H56V128L62 129L63 134H64L65 129L71 125H66V126L58 125V123H61L60 121H62V122H64V121L63 120L59 121L58 119H55L54 117H50L51 116L50 114H49V116L47 115L48 111H61V110L59 109L58 104L55 101V99L50 98V97H48L46 99L44 98V95H42L43 90L41 89V86H38ZM249 87H251L250 93L256 92L254 90H256L255 88L257 86H249ZM261 89H263V88H261ZM185 91H186V93H185ZM230 92H229V94H230ZM153 94H152V96L154 98L153 101L155 100L156 102L153 103V101H152V103L156 106H161L160 98H159L160 94L159 93L154 94V95H157L158 97L154 96ZM230 97H231V95H230ZM178 98H180V100ZM181 99H184V100H181ZM38 100L39 101L42 100L43 102L42 101L39 102ZM19 101L22 102V107L20 105L21 102H19ZM141 101L143 102L145 100L143 99ZM29 102H30V104H29ZM31 102L34 106L31 105ZM38 102L40 105L38 104L35 106V104ZM251 103L253 105H251ZM89 104H91V103H89ZM132 104L134 105L135 109H134ZM30 105L32 107H35L34 111L36 110L38 115H35V116L31 115V117L29 115L26 116L25 109H26V107H30ZM219 106H217V108ZM55 108H57V109H55ZM21 112H23L25 114V116ZM254 115H256L258 117L256 118ZM249 116H252V117L254 116V121H253L252 117H249ZM230 117H233V118L238 117L239 120L236 119V121H235L234 120L235 118H234L233 119L234 121H230V120H232V119L229 120ZM255 118H256V120H255ZM257 119H259V120H257ZM241 121L244 124L247 123V124H245L246 126L243 128H242L243 123ZM71 127H74L77 130H79V129L91 130V129L100 128L98 126H95V127L94 126H80L79 127V125L71 126ZM111 127H113V126H111ZM228 128H230V129L233 128V130L231 129L232 132H234L236 130L234 132L235 134L231 133V135L235 136L232 138V139L235 138L232 143H233V145H235L238 152L236 151L237 153L236 152L234 153V151L229 150L230 152H233V154H234V157H233V159H235L234 161H232L231 153L229 154V152H228V149H227L228 147L224 148L225 146L222 144L224 142L226 143V141L230 139V137L228 135L230 133L227 131ZM204 129L206 131H204ZM218 129L221 133H218L219 132ZM207 130L208 131L210 130V131L207 132ZM244 130H246L245 135L243 134ZM259 131H260V133H259ZM240 133L242 136L240 135ZM206 135H207V137L209 136L211 138L206 137V139H205L204 136H206ZM218 136H219V138H218L219 140L212 141V137L214 140V138L216 137V139H217ZM238 136H239V138L243 139L242 140L243 143H241L238 140L239 139ZM196 137H197V139H196ZM201 138H204L205 140H207V142L204 143V141H200ZM226 138H227V140H226ZM259 138H257V139H259ZM198 139H199V141H198ZM220 139L224 140V141H221ZM32 141L34 142V140H32ZM208 141H209L210 146L207 145ZM147 142H149L151 144L149 145V143H147ZM214 142L215 143L219 142V143H217V146H215L216 144H214ZM252 144L255 145L252 148L254 149L256 147L254 150H255V152L257 151L258 153H253L254 150H252V153L250 152L251 150L249 147H251ZM140 145H138V146H140ZM154 146L156 148L158 147V149H153ZM220 146H222L221 147L222 149H220ZM31 148L29 147L28 151H30ZM213 148H215V150ZM196 149L197 150L199 149V151L202 150V151H200L202 153L204 151V155L202 157L199 156L201 159L203 158L205 160V158H207V157H208V159L209 158L210 159L209 160L206 159L207 160V161L205 160L206 162L203 159L202 160L200 158L197 159L194 156ZM32 150L30 152H27V153L31 154ZM156 150H158V151L160 150L159 151L161 153L160 157H157V156H159L158 155L159 152L154 153V151L156 152ZM211 150H213V151H211ZM248 150H250V151H248ZM34 152H32V153H34ZM81 152L84 153L85 151H81ZM245 153H246V155H245ZM84 154H86L87 156H89V158H91L90 153H84ZM140 154H142V155H140ZM143 154H145L144 155L145 157H143ZM155 154H157V156H155ZM205 154H206V157H204ZM235 154H236V156L239 154V157L236 158ZM257 154H259V155H257ZM32 155L33 154H31L30 156H32ZM152 155H154V156H152ZM34 156H32V157H34ZM161 156L167 158V162H165L166 165L165 164L161 165L162 168H161V166L158 167L156 165L157 161L159 164H161L160 161L163 160V158ZM253 156L256 158V160H255V158H253ZM193 157H194V159H193ZM166 158H165V160H166ZM240 158H242V159L244 158V160L246 159L245 162L253 159L252 161H250V163L253 162L252 166H250L251 164L249 165L248 162H247V165L244 162V165H246V167L249 165V167L247 168L248 170L246 169L247 171L246 170H243V171H246V173L248 171H250L249 174H251L250 176H249V174L246 175V177L248 176L247 178L250 177L249 179H247V184L242 182L245 179L243 177L246 173L242 171L243 165L240 166V164H239V163H242L244 161ZM127 159H128V162L126 161ZM236 159H238L239 163L237 162ZM135 160H137L138 163ZM259 160H260V162H259ZM129 161H130V164H129ZM131 161H132V163H131ZM141 161L144 163V165L142 167H141V165H142ZM172 161H173V164H172ZM228 161L233 162V163L232 162L229 163L231 166L233 164L235 166V164H236L235 162H237L239 165L238 166L236 165V167L237 168L241 167L240 169H241L242 173H245L244 175H241L240 169H239V171H237L238 172L237 178L241 177L243 179H242V181H240L241 179L239 180V178H238V181H237L238 183H236L237 184L236 186L233 183H234V180L236 181L237 179L231 178V180L233 179L232 180L233 182L230 181V179H229V181L232 182V183H229V181L226 180V178H223L220 174L218 175V173L216 174V172L213 171L214 169H212V167L215 166L216 164L217 165L218 164L224 165V162L227 163ZM125 162H127V164ZM139 162H141V163H139ZM170 162H171V165H170ZM174 162H175V164H174ZM214 162H215V164H213ZM133 163H135V164L133 165ZM139 164H141V165H139ZM94 165H97V166H94ZM253 165H255V166H253ZM259 166L261 168H259ZM236 167H234V168H236ZM250 168H251V170H250ZM257 168H258V170H257ZM78 169H80V170H78ZM243 169H245V167ZM114 171L116 173H114ZM119 173H121V174H119ZM239 173H240V176H239ZM263 173H264V171H263ZM263 173H259V174H261L260 177L258 174V177L262 178L260 180H257L254 177V179L256 180L255 184L256 183L257 184L258 183L259 184L264 183V181H263V178H264L263 175L264 174ZM48 174H49V172L44 173V175H48ZM212 174L214 176L216 175V179L215 180L212 179L213 181L211 180V177H209L210 175L212 176ZM254 174H255V172H254ZM255 176H256V174H255ZM258 177L256 176V178H258ZM254 179L252 178L253 181H251V180L250 181L254 182ZM260 181H261V183H260ZM239 182L244 183V186L248 187V190L246 187L247 196H242L243 193L242 194L240 193L242 197H241V200L240 199L239 200L241 202L238 201V198L240 197L239 193L234 192L236 189H239L238 184L243 185ZM120 183H123V184L121 185ZM259 184H258L257 188H259V186H260ZM234 186L237 188L235 189ZM244 186H241L242 188H240V191H241V189L245 188ZM233 187L235 190L233 189ZM260 187H264V186H260ZM260 189L261 188H259L257 190H260ZM262 190L264 191V189H262ZM93 191H95V192H93ZM236 191H238V190H236ZM260 192H262V191H260ZM260 192H258L259 195L261 194ZM232 194H235V195L233 196ZM236 194H237V196H236ZM112 195H113V197H112ZM231 195H232V197H231ZM46 196L51 202H53V200H55V198H56L53 190H49L46 193ZM235 196L236 197L239 196V197L236 199ZM263 196H262V198H264ZM82 198H84V197L78 196L77 199L81 200ZM234 199H236V200H234ZM191 200H195L196 202L199 201V203H198L199 205L196 204L195 206H193L191 204L193 202H190ZM233 200L235 202H239V203L233 204V202H234ZM74 202H78V200H74ZM196 202H194V203H196ZM259 202H261V200H259ZM167 203H168V205H167ZM263 203H264V201L262 202V204ZM149 204H153L150 206H154V205L158 206L159 205L158 207L154 206L155 207L154 209H153V207L148 206L149 207L148 209L151 208L150 210H148V214H149V216H151L149 212L153 211L151 213L153 215V217L147 218L145 216L146 219H144V220L141 219L140 220L141 223L139 221L137 222L136 219L134 218V215L136 216L137 213H143V215H146L147 205H149ZM162 204L164 205L165 208L163 207ZM172 204H178L179 208L178 209L176 208L177 210L174 209L175 206H174V208H172V206H171ZM127 205H128V207H127ZM232 205L233 206L237 205V206L236 207L234 206L235 208H233ZM121 206H123V208L125 210H123V208ZM168 206L171 208H169ZM169 209L171 211L173 209L174 210H173V212L170 213ZM233 209H235L236 211H239L238 213L242 217V218L241 217L239 218L240 224L237 223V221H238L237 218H236V221L234 219L236 216L233 213V211H235ZM168 212H169V214H168ZM118 214H116V215H118ZM232 214L235 217H233ZM167 216L168 217L170 216V218L168 219ZM117 217L119 218V220L117 219ZM243 217H245V218H243ZM116 219H117V221H116ZM146 220H147V222H146ZM242 221H244V222H242ZM222 223H210V226H211L212 230L214 228L213 231L217 232L218 230H222L220 228V227H222L221 226ZM141 224H145V225H141ZM71 227H72L71 225L67 226V228H70V230H73V228H71ZM189 227H190V229H189ZM136 232L138 234L140 233L139 235L142 234L141 238L139 236L137 241L135 240L136 237H134V240H132V237H133V235L134 236L136 235ZM149 232H150V234H149ZM145 234L147 235L148 241L150 240L149 242L146 240L143 241V239H145V237H146ZM151 234H153V235H151ZM175 234L177 235V238L174 237V236H176ZM162 235H163V237H162ZM168 235L171 236V238H169ZM148 236H151V237L153 236V237L151 238ZM139 238L140 239L143 238L142 241H140ZM165 238H166V240H164ZM168 238H169V242H168ZM172 238L175 240V242H172L173 241ZM170 239H172V241H170ZM258 241H260V242H258ZM146 246H147V248H146ZM148 246H149V248H148ZM20 248L21 247H19V249ZM19 249H17L18 256H20L23 253L22 256L24 257L25 256L24 254L26 253V256L24 258L25 259L28 258L27 260H29L31 262V259L29 257L32 255L31 257L33 259L32 260L33 264H82V263H80L79 260L76 259L77 258L76 255H78V253L80 254V251L82 249V247H80V246L79 247L76 246L75 250L72 251V253L70 255L65 251V248L61 245H59V246L54 245L51 247H47V246H43V245H41V246L37 245L36 249H34V251H28L27 252V250H26L25 253H24V251H25L24 248L22 250L20 249V251H19ZM198 250H199V252L194 257H193V255L191 256V254L186 256L187 261L185 263H187V264H216L217 257H214L213 255H211L212 257L211 256L210 257L212 259H210V257H208L209 255L206 251L202 250L204 253L203 254V253H201L202 251H200V249H198ZM47 251H49L50 253H46ZM128 251H129V253H128ZM51 252H53V253L51 254ZM74 254H76V255L74 256ZM27 255H28V257H27ZM22 256H20V258L24 259ZM79 256L80 255H78V257ZM55 257H57L58 259ZM72 257H74L75 259ZM225 258H226V260L229 258L231 259L230 256H227V257L223 256L222 260H224ZM62 259H65V261ZM93 260L96 261L95 257L92 258V261ZM212 260H213V262H212ZM40 261H42V262H40Z\"/></svg>", "mask_w": 264, "mask_h": 264}, {"label": "built area", "instance_id": "obj_3", "mask_svg": "<svg viewBox=\"0 0 264 264\" xmlns=\"http://www.w3.org/2000/svg\"><path fill=\"white\" fill-rule=\"evenodd\" d=\"M65 141L78 148L85 150L93 144L101 145L105 148H114L121 139L122 132L118 127L104 126L97 129H75L69 126L63 134ZM130 264H141L133 259Z\"/></svg>", "mask_w": 264, "mask_h": 264}]
</instances>
